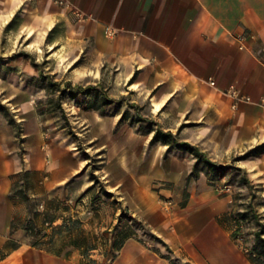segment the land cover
Returning a JSON list of instances; mask_svg holds the SVG:
<instances>
[{
  "label": "crops",
  "instance_id": "1",
  "mask_svg": "<svg viewBox=\"0 0 264 264\" xmlns=\"http://www.w3.org/2000/svg\"><path fill=\"white\" fill-rule=\"evenodd\" d=\"M32 30L67 56L55 72L92 89L75 111L88 148L38 112L25 64L21 95L0 101V264L28 263L22 192L68 196L70 233L117 235L138 220L154 236L130 234L109 257L92 250L93 264H258L234 236L232 203L244 179L248 245L264 252V0H0V40ZM102 95L108 104L87 108ZM94 160L110 223L92 199ZM61 244L38 264H82Z\"/></svg>",
  "mask_w": 264,
  "mask_h": 264
},
{
  "label": "rangeland",
  "instance_id": "2",
  "mask_svg": "<svg viewBox=\"0 0 264 264\" xmlns=\"http://www.w3.org/2000/svg\"><path fill=\"white\" fill-rule=\"evenodd\" d=\"M12 30L16 31L14 28ZM29 35L28 39L0 40V101L7 98L14 99L21 95L20 73L26 71L24 66L27 64L30 68L28 72L29 80L26 87L23 86V90L38 93L37 98H34L38 112L49 114L53 125L62 134L70 136V139L74 141V144L81 150L82 154L87 155L86 149L88 145L84 134L85 124L78 119L81 112H75L76 108H79V110L83 109L85 104L84 96L77 94L75 98L71 97L66 86V83L69 82L66 80V74L63 75L62 72L54 71L55 68L59 67L58 63L66 62L67 56L59 52L61 48L55 49L56 55H48L45 43L37 38L38 33L32 30ZM51 40L48 39V42H51ZM64 50L65 52L68 51L67 48ZM55 51L53 50V52ZM52 83L61 85L60 87L52 86ZM91 86L93 87V85ZM85 88H88V86ZM93 162L94 166L91 167L89 172H91V177L95 178L97 185L91 191L92 199L101 211L100 220H107L110 223L106 216L112 202L107 200L100 201V194L103 193L106 197L108 196L103 184L99 183L97 175L92 174V171H95L98 167V161L94 160ZM243 184L244 179L237 184L236 198L232 203V214L236 220V227H238L234 236L242 241L240 246L246 255H249L258 264H264V257L260 255L259 251L250 248L248 245L250 241L247 239V228L252 218L251 211L248 208L251 201L247 198L245 199L246 194L248 196L249 192L245 190ZM20 195L23 198L22 200H25L28 204V216L21 225L23 237L19 236V239H24L27 244L31 245L23 254L26 261H28L27 264H38V260L42 258L45 261L48 259V262L51 261L48 258L50 257L49 253L52 252V247L49 244L52 243L55 236L61 240V253L72 255L74 250H77V256H82V264L97 263V260L92 258V256L97 257L99 252L105 257H109L112 246H114L116 239L121 233L125 235L136 233L137 236L147 240L154 239L144 222L141 221H133L132 224H129L131 226L125 224L122 231L120 230L117 235H94L91 237L86 236L83 232L70 233V228L73 224L70 218V209L73 207L74 202H70L68 196L66 198L64 196L60 202H54L42 198H30L27 192H22ZM116 229L117 226L115 227ZM18 245L19 243H14L13 247ZM246 248L249 251H246ZM95 249H98L99 252H92Z\"/></svg>",
  "mask_w": 264,
  "mask_h": 264
},
{
  "label": "trees",
  "instance_id": "3",
  "mask_svg": "<svg viewBox=\"0 0 264 264\" xmlns=\"http://www.w3.org/2000/svg\"><path fill=\"white\" fill-rule=\"evenodd\" d=\"M61 84L59 83H52V86H59L60 87ZM66 86L70 92V96L75 98L77 94H81V93H90L92 91L91 88H83L79 85H72L71 82H67ZM110 102V100H108L104 95H102L101 97H96L88 106L87 108H93L96 110H101V106H104L106 104H108ZM158 137H161L163 141L165 142H170L173 143L175 140L173 138V135H171L170 133H163L161 131H158L157 134L155 135V139H157ZM181 147H185L186 149H188L190 152L194 153L198 158H201V154L199 152L196 151V148L191 146L188 143H183L180 144ZM206 162L208 164H210L211 167H215V168H222L219 165H217L216 163H213L211 161L206 160ZM130 218V217H128ZM138 221V220H136ZM128 235L125 234H119L118 238L116 239L113 249L117 250V246L120 245L121 241L124 239V237H126ZM256 250L259 251L260 255H264V252H262V249L260 248H254Z\"/></svg>",
  "mask_w": 264,
  "mask_h": 264
},
{
  "label": "built area",
  "instance_id": "4",
  "mask_svg": "<svg viewBox=\"0 0 264 264\" xmlns=\"http://www.w3.org/2000/svg\"><path fill=\"white\" fill-rule=\"evenodd\" d=\"M211 84H214V82H213V81H211ZM245 250H246V251H249V249H248V248H246ZM93 252H97V250H96V251H93Z\"/></svg>",
  "mask_w": 264,
  "mask_h": 264
}]
</instances>
